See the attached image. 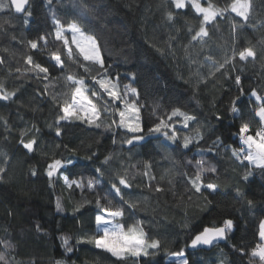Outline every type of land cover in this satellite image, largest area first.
I'll return each instance as SVG.
<instances>
[{"label": "trees", "instance_id": "16d2710c", "mask_svg": "<svg viewBox=\"0 0 264 264\" xmlns=\"http://www.w3.org/2000/svg\"><path fill=\"white\" fill-rule=\"evenodd\" d=\"M0 2L9 5L0 11V91L15 92L12 99L0 100V254L4 256L0 264H175L178 259H187L188 264H260L250 251L259 242L264 220V170L236 160L232 148L238 147L235 133L241 119L251 120L256 130L251 92L264 96V0H251L246 21L234 13L217 17L206 25L208 36L202 42L191 40L202 17L190 5L176 9L172 0H52L51 4L29 0L31 17L16 13L10 0ZM209 3L223 8L231 0L202 2ZM54 19L65 27L75 21L94 36L108 74L119 76L121 87L131 84L138 90L145 133L158 116L173 108L195 120L187 128L182 118L170 121L178 133L175 142L159 137L134 147L124 143L121 129L96 128L74 118L56 125L62 114L59 104L70 98L65 95L68 86L63 72L50 67L48 80H41L25 71L28 55L45 66L51 63L49 52L54 43L59 44L53 40ZM45 34L48 47L41 41L36 50L31 49L28 41ZM247 48L255 52V58L241 61L239 52ZM66 70L84 78L90 90L98 87L76 64L68 62ZM237 96L241 118L230 111ZM197 130L202 139L183 148L182 138L196 136ZM33 138L34 151L28 152L21 140L27 143ZM90 155L92 159H87ZM108 155L111 159L105 164ZM54 159H71L75 164L50 179L47 166ZM200 159L205 167L215 168L203 174L205 184L217 185L214 192L202 188L198 193L189 182ZM249 171L252 175L245 181L242 177ZM64 176L99 183L95 190L85 187L82 191L75 185L68 188ZM118 176L132 187L124 189ZM112 182L121 187L125 199L130 194L136 204L134 209L124 205L120 222L125 227L141 222L147 239L160 241L154 255L118 260L92 243L78 242L95 232V199L99 196L107 204L104 197ZM157 187L162 190L156 191ZM57 200L62 211H57ZM83 200L92 203L74 213V206ZM119 203L113 199L111 207ZM226 219L233 221L226 244L211 251L189 250L204 227L221 226ZM62 237L69 238L67 246ZM177 252L183 256L176 258Z\"/></svg>", "mask_w": 264, "mask_h": 264}, {"label": "snow or ice", "instance_id": "6c2138e0", "mask_svg": "<svg viewBox=\"0 0 264 264\" xmlns=\"http://www.w3.org/2000/svg\"><path fill=\"white\" fill-rule=\"evenodd\" d=\"M48 4L52 3V0H47ZM176 9H185L189 6L199 14L202 19L200 22L199 30L192 36V41H203L208 36V30L206 25L216 21L217 17L223 18L226 13H234L237 17H241L243 20H247L251 10V0H231V3H226L225 7L220 8L212 5L202 6L200 0H172ZM11 6L14 7L16 13H26L31 17L32 13L27 9L29 0H10ZM6 5L0 2V11H4L8 8ZM168 19H173V14L169 12ZM26 24L27 20L24 21ZM55 24V31L53 34L54 50L49 52V61L51 63L45 66L39 62L33 60L31 55L26 57L25 63L29 66L25 71L32 72L37 79L48 80L49 69H58L63 72V79L68 86V95L70 98L64 100L59 104L61 115L58 116L55 123L60 125L61 122L71 123L72 119L78 120L82 123H87L89 126L96 128L107 129H121L123 130L124 143L129 146L144 141L147 136L160 135L168 140L175 142L178 138L177 129L173 121L174 117L182 118L183 127H188V122L195 120V117L181 111L180 108H173L170 113L164 116H158L156 123L145 128L141 117V108L143 105L138 104L140 93L131 84H126L121 87L119 76H111L108 74V68L105 66L104 58L101 54L99 44L94 36L87 34L82 27L75 21L68 24L67 27L62 25L59 20H53ZM237 27L233 24V29ZM43 42V47H48L47 34L39 35L38 39L29 40L28 45L31 49L36 50L40 46V42ZM249 57L255 58V52L251 48H247L239 52V59L241 61L247 60ZM235 53L233 54V59ZM71 62L78 67L83 68L85 73H88L95 87L90 90L89 84L84 78H78L73 74H69L66 70V64ZM228 61L225 60V63ZM0 63L3 60L0 59ZM223 67V64L219 65L217 71ZM20 69H17L19 72ZM95 72V74H93ZM132 79H135V74H131ZM235 84L239 87L241 84L240 77L235 78ZM48 85L45 84V91H47ZM240 93L243 95V89L240 88ZM15 96V92L4 93L0 91V100L7 101ZM251 96L255 98V107L251 109L253 117L256 119V130H252L251 120L241 119L240 126L235 133L238 137V147L232 148V155L236 160L243 163L247 161L249 165L264 170V96L259 95L256 91L251 92ZM129 97H132L131 99ZM55 100V96L53 97ZM239 96L232 100L230 111L234 114L235 118H241V109L237 106ZM106 117V119H102ZM219 119V117H217ZM38 131V129H37ZM61 135V128H56V136ZM202 139V135L197 130L196 136H184L182 138L183 148H188L193 142L198 143ZM115 143V140L113 141ZM21 144L28 151H34V145L36 140L30 139L25 143L21 140ZM92 155H95L94 153ZM87 159H92V156H88ZM111 159V155L106 156L103 163L107 164ZM75 164L74 160H62L54 159L47 166V176L51 179L58 173H61V169H66L68 166ZM197 171L193 177L190 178V184L196 192H201L202 188H206L211 191H216L217 185L213 183H204L203 174L205 172H215V168L212 166L205 167V161L203 159L196 161ZM150 167V165L148 166ZM101 173L100 168L95 170ZM3 172V169H0ZM35 175V172L32 173ZM103 175V173H101ZM144 175H148L146 171ZM251 171L246 172L242 177L245 181L251 176ZM154 179V177H152ZM64 183L68 188H72L74 185L80 188L82 191L85 187L89 190H95L99 180L88 179L85 183L83 177L79 180H69L67 176H64ZM118 184L123 186L124 189H130L132 185L129 181L123 177L118 176ZM150 186V185H149ZM156 191L162 189L157 187ZM239 195V189H237ZM125 193L122 192L121 187L116 182H112L110 191L105 194L104 199L107 204H102L99 196L95 199V206L98 209V213L94 216L95 232L79 238L78 242H88L95 245L96 248L102 249L104 252L110 253L111 256L116 257L118 260H125L128 256L131 257H147L154 255L155 251L160 248L159 240L147 239V234L144 232L141 222L137 221L125 227L119 220L125 215L124 205H127L129 209L136 207L135 202L132 201L129 194V199H125ZM111 197V198H110ZM118 198L121 202L116 207H111L113 199ZM92 201L83 200L81 204L74 206L73 212L80 211L81 207L91 204ZM249 205L252 201H248ZM57 211H62L61 204L57 200ZM233 229V221L226 219L221 226L216 227H204L203 230L195 235L191 241V247L196 248L199 245H212L214 241L218 242L227 238L228 232ZM259 242L251 249L250 257L258 258L260 264H264V221L260 222L258 232ZM63 244L68 245L69 238L62 237ZM71 251V248L67 249ZM243 249L241 252L243 253ZM177 257H182L183 252H177L174 254ZM4 256L0 254V260H3ZM175 264H188L187 259H178Z\"/></svg>", "mask_w": 264, "mask_h": 264}, {"label": "water", "instance_id": "95a60500", "mask_svg": "<svg viewBox=\"0 0 264 264\" xmlns=\"http://www.w3.org/2000/svg\"><path fill=\"white\" fill-rule=\"evenodd\" d=\"M28 5H29V4H28ZM27 7H28V6H27ZM159 137H163V136H160V135L146 136V138H145L144 141H141V142L135 144L134 146L142 145V144L148 142V140H150V139H158ZM134 146H130V147H134ZM227 240H228V239L226 238V239H224V240H220V241H218V242L214 241L212 245H199V246H197L196 248H192V247H191V244H190V245H189V250H190V251H193V252H195V251H206V250H207V251H211L212 249H214V248H215L216 246H218V245L226 244V243H227Z\"/></svg>", "mask_w": 264, "mask_h": 264}, {"label": "rangeland", "instance_id": "374dc122", "mask_svg": "<svg viewBox=\"0 0 264 264\" xmlns=\"http://www.w3.org/2000/svg\"><path fill=\"white\" fill-rule=\"evenodd\" d=\"M200 2H201V4H202V2H203V0H200ZM190 5V4H189ZM202 6H204L203 4H202ZM206 7V6H205ZM217 19V18H216ZM250 58H252V57H249L248 59H250ZM121 220V219H120ZM120 220H119V222H120ZM264 221V220H263ZM120 223H122V222H120ZM110 254V253H109ZM176 258H178L177 256H175Z\"/></svg>", "mask_w": 264, "mask_h": 264}]
</instances>
